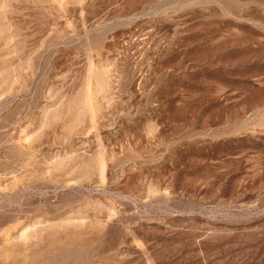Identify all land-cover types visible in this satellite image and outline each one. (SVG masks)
I'll return each instance as SVG.
<instances>
[{"label": "rangeland", "instance_id": "obj_1", "mask_svg": "<svg viewBox=\"0 0 264 264\" xmlns=\"http://www.w3.org/2000/svg\"><path fill=\"white\" fill-rule=\"evenodd\" d=\"M0 264H264V0H0Z\"/></svg>", "mask_w": 264, "mask_h": 264}]
</instances>
